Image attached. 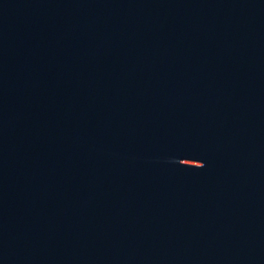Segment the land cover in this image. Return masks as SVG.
Returning a JSON list of instances; mask_svg holds the SVG:
<instances>
[{"label":"water","instance_id":"1","mask_svg":"<svg viewBox=\"0 0 264 264\" xmlns=\"http://www.w3.org/2000/svg\"><path fill=\"white\" fill-rule=\"evenodd\" d=\"M0 264H264V0H0Z\"/></svg>","mask_w":264,"mask_h":264}]
</instances>
